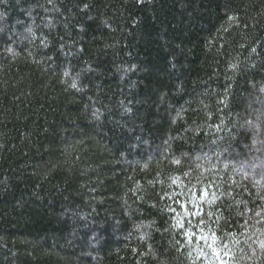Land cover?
<instances>
[{"label":"trees","instance_id":"trees-1","mask_svg":"<svg viewBox=\"0 0 264 264\" xmlns=\"http://www.w3.org/2000/svg\"><path fill=\"white\" fill-rule=\"evenodd\" d=\"M263 159L264 0H0V264H264Z\"/></svg>","mask_w":264,"mask_h":264},{"label":"rangeland","instance_id":"rangeland-1","mask_svg":"<svg viewBox=\"0 0 264 264\" xmlns=\"http://www.w3.org/2000/svg\"><path fill=\"white\" fill-rule=\"evenodd\" d=\"M253 139H254V138H253ZM253 145H255V139H254V143H253ZM260 159H261V158H260ZM263 161H264V159H263L261 162H263ZM250 163H254V162H250ZM250 163H249V164H250ZM262 165H264V162L262 163ZM250 166H251V167H255V166H256V163H254V164H252V165H250ZM261 169H264V166H262ZM262 171H264V170H262ZM262 174H263V173H262ZM262 174H261V175H262ZM261 175H260V176H261Z\"/></svg>","mask_w":264,"mask_h":264},{"label":"snow or ice","instance_id":"snow-or-ice-1","mask_svg":"<svg viewBox=\"0 0 264 264\" xmlns=\"http://www.w3.org/2000/svg\"><path fill=\"white\" fill-rule=\"evenodd\" d=\"M209 247H211V245H209ZM213 252H214V254H216L218 256V253H216L215 249H213Z\"/></svg>","mask_w":264,"mask_h":264}]
</instances>
